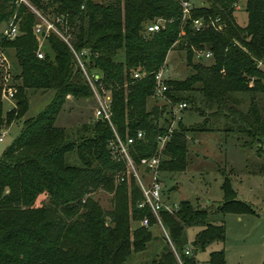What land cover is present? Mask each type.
<instances>
[{
  "label": "trees",
  "instance_id": "trees-1",
  "mask_svg": "<svg viewBox=\"0 0 264 264\" xmlns=\"http://www.w3.org/2000/svg\"><path fill=\"white\" fill-rule=\"evenodd\" d=\"M42 15L69 36L75 50H87L88 74L111 92L110 121L122 136L144 137L131 151L136 162L154 152L156 135L163 130L166 107L150 104L155 72L170 50L185 52L189 74L168 80L167 94L185 101L203 116L208 130L221 129L244 137L243 147L264 138V0H245V25L234 17L241 0H200L182 19L180 0H28ZM83 6V7H82ZM15 15L19 34L3 38L0 48H12L16 64L7 80L0 73V130L23 117L29 91L53 90L51 102L23 121L19 135L0 155V264H128L132 252L146 249L155 224L148 207H139L142 194L132 176L119 181L123 161L112 158L108 142L113 137L104 119L83 123L74 136L55 124L69 97L93 99V91L71 48L54 32L44 35L43 58L36 56L38 41L33 27L36 15L16 0H0V24ZM205 25L196 29L193 20ZM219 19L217 29L211 21ZM162 19L159 30L147 33L148 24ZM207 23V25H206ZM211 53L195 57V50ZM136 71L144 76L133 78ZM13 90L14 106L3 112V93ZM249 103L244 108L245 97ZM260 98V99H259ZM198 128L197 130H203ZM178 122L167 146L162 172L183 171L188 161V131ZM264 174V162L258 166ZM111 194L105 210L92 193ZM219 214H252L250 204L236 198L230 180L222 183ZM47 203L35 205L39 195ZM175 215L160 212L168 244L151 264H198L195 256L211 244L225 241L223 222L208 220V210L188 200L178 202ZM148 217V227L141 223ZM198 229L185 253V228ZM204 264H225L223 247L210 250Z\"/></svg>",
  "mask_w": 264,
  "mask_h": 264
},
{
  "label": "rangeland",
  "instance_id": "rangeland-1",
  "mask_svg": "<svg viewBox=\"0 0 264 264\" xmlns=\"http://www.w3.org/2000/svg\"><path fill=\"white\" fill-rule=\"evenodd\" d=\"M200 0H194L199 4ZM245 0L236 5L234 17L239 25H245L247 14L244 11ZM38 23V22H37ZM5 22L0 24L3 26ZM3 38H0V41ZM44 44V42H43ZM2 62L0 73L11 72L15 66V52L12 48H0ZM169 74L174 79L185 78L190 71L186 63L183 50L172 49L166 57ZM53 90L29 91L28 109L23 117L13 121L9 126L0 130V155L12 141L19 135L23 121L36 115L44 109L52 100ZM260 99V98H259ZM249 97H245L244 108L249 103ZM157 104L151 100L150 104ZM14 106V100L10 96L2 99L3 112H7ZM188 108L182 113V123L185 127H192L188 131V161L183 171L163 172L161 174L165 195L171 201H190L195 207L208 210V220L214 223L223 222L225 227V241L206 246L195 256L199 261L208 257L210 250L224 246L225 264H264V174L257 172L258 166L264 162V138L262 140L261 155L257 154V145L243 147L244 137L232 134L221 129V123L217 122L208 130L202 124L203 116ZM95 100L75 99L69 97L56 117L55 124L64 127L74 136L77 127L83 123H91L93 120ZM203 130H197L203 128ZM230 180L236 191V198L250 204L252 214L227 213L219 214L217 207L223 202L222 183L224 178ZM92 196L99 201L105 210L112 207L111 194L97 189ZM48 196L41 194L37 197L35 205L47 203ZM139 222H132L135 227ZM153 238L148 242L146 249L140 252H132L128 258V264H151L159 257L166 245L170 244L161 228L154 224L150 227ZM198 229L185 228L187 238L191 240ZM223 245V246H222Z\"/></svg>",
  "mask_w": 264,
  "mask_h": 264
},
{
  "label": "built area",
  "instance_id": "built-area-1",
  "mask_svg": "<svg viewBox=\"0 0 264 264\" xmlns=\"http://www.w3.org/2000/svg\"><path fill=\"white\" fill-rule=\"evenodd\" d=\"M18 3H23L36 15L38 23L33 27V34L38 41V47L36 50V56L43 58L45 52L43 50V39L47 32H54L60 38H62L68 46L71 48L76 61L78 62L81 70L83 71L92 91L93 99L95 100V108L93 120L104 119L107 120L112 128L113 137L108 142V148L113 159L124 162V170L119 173L117 180H128L132 176L136 185L142 194V200L138 203L139 207H148L152 216L155 218V224H157L161 231L164 233L167 241L170 243L177 259L180 261L178 253L175 251L168 233L162 223L160 212H167L175 215L179 209L178 202L171 201L164 192L161 174V163L168 159L167 146L171 141L173 133L178 126V122L182 119V113L188 108V103L185 101H173L167 94L169 90L168 80L172 77L169 74L166 61L155 72V88L153 90L152 98L157 101L158 106L165 105L166 111L163 130L156 135V144L154 152L149 156H144L139 159L138 162L132 157L131 151L134 149V143L144 137V132L138 130L135 136H130L128 133L122 137L113 127L110 121L111 116V92L106 90L101 83H96L99 79L98 74H88L85 70L84 58L88 55L87 50H75L70 41L69 36L62 33L56 27L55 23L44 15H42L34 6L30 4L28 0H16ZM182 19L187 18L190 15L191 8L193 6L190 0H180ZM83 7V6H82ZM219 19L211 21V24L217 29H221L222 25L218 23ZM163 23L162 19H157L155 22L146 25L145 31L147 33L157 31L161 28ZM194 27L198 30L205 25L202 18H196L193 20ZM207 25V23H206ZM19 34L18 23L15 20V15L11 17L8 22H5L0 28V38L13 39ZM1 50V49H0ZM2 54L0 52V63L2 62ZM210 57L211 53L201 49L195 50V57ZM11 73V72H10ZM9 72H5L4 81L7 80ZM145 73L136 71L132 74L133 78H139L144 76ZM4 96L13 97V90L8 88L3 93ZM2 140V134H0V141ZM141 224L145 227L150 225L148 217H144ZM192 245L187 238V244L185 247V253L191 254ZM195 260L198 264H204L196 257Z\"/></svg>",
  "mask_w": 264,
  "mask_h": 264
},
{
  "label": "crops",
  "instance_id": "crops-1",
  "mask_svg": "<svg viewBox=\"0 0 264 264\" xmlns=\"http://www.w3.org/2000/svg\"><path fill=\"white\" fill-rule=\"evenodd\" d=\"M169 199H170V197H169ZM222 246H223V245H222ZM223 248H224V246H223ZM224 250H225V249H224ZM206 259H207V257H206V258H203L202 261H205Z\"/></svg>",
  "mask_w": 264,
  "mask_h": 264
}]
</instances>
